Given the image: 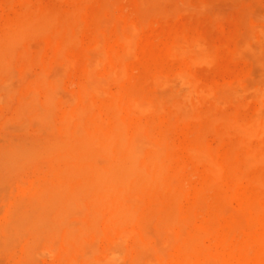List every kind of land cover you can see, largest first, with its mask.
Listing matches in <instances>:
<instances>
[{"label":"rangeland","instance_id":"374dc122","mask_svg":"<svg viewBox=\"0 0 264 264\" xmlns=\"http://www.w3.org/2000/svg\"><path fill=\"white\" fill-rule=\"evenodd\" d=\"M48 14L51 16V19L56 16V22H51V25H49V23L48 26L46 25L47 28L45 27L46 29L44 28L43 30V28L41 29V26H38V23H42L41 20L45 18L46 15L49 16ZM51 14L54 16H52ZM34 16H37L36 20L40 18L41 19L37 22H33V25L30 26L29 32L34 27V25H37L35 28H33L34 30L32 29L33 31L31 30L32 33L30 32V34L32 35L29 34V37L28 35H26V38H23L22 36L23 41L21 42V44H19L18 41V45H16L18 48L16 47L13 53L11 64L12 66L10 71V87L12 88L11 91L13 93L9 95V99H13L9 100L7 98L8 96H4V94L2 93L4 92V90L2 88V91L0 87V93L3 94H0L2 96V98H0V102H2L0 103V264H60V258H64L65 260V257H68L66 261L69 260V257H71L75 252L74 244L71 245L74 249L72 247L70 248L68 254L71 255L69 256L68 254L63 255L61 253H56V255L53 253L47 254L43 251L45 254L44 256L41 249L45 251L47 249L40 247L41 249L36 250L39 245L38 243L40 242L38 241L39 238L36 235L38 233H41V231H45V234L42 232V235H45L46 237L42 236L41 234L39 235V240H45H42L43 244L41 241L40 245L42 246L47 243L46 241L54 240L55 237H57V234H59L60 237L62 236L61 240L59 237V240L55 239L54 241H51L55 242L57 247H59L60 242L63 241V235L65 232L64 227H60L61 223H67L70 220L71 221L67 224L74 225V223H76L75 227H81L78 223H80L79 221H81V223L83 224L84 221L83 227L86 228L85 236L89 235L88 238L85 237V240H88V242H90L89 240H93V238L95 237L93 234H96L97 236L99 231L102 230V232H100L99 234L103 233V235L101 234L100 237H95V241L93 240L91 242L95 243L96 239H98L97 245L98 247L103 249L109 246L112 241L114 232L117 230V228H115L116 219H114V217L112 216V212L106 205L105 207H100V216H89V214H87L90 211V215L93 214L92 210L94 211V208L95 211L99 210L98 205H96V207H93L94 204L99 203V200L96 198H101L99 194L95 195L97 201L90 202L87 200V204L85 203L84 207L86 209L83 210V213L80 212L81 217L79 216V213L71 214L74 215V217H70L69 215L70 220H68L67 222H65L63 219H61V222L58 217L56 218L57 220L52 219V217L58 214V211L60 209L57 204L49 202L47 203V205L45 204V206L43 202L41 203V199L37 198V200L34 197L35 193H37L38 190H42L43 187H49L52 185L51 182L54 179V174L57 169L65 165L72 166L75 164L74 162L68 161H66L67 164H65V152L61 154L59 153V151L61 152L62 150H55L48 155L38 156L32 154L26 157L24 155L15 154V152H12L13 150L20 148L21 146H24L30 149L31 152H33V148H35V146L39 142H44L48 138V135L46 133L47 130H43V128L40 126L41 123L39 122V120L29 119V122H24L25 120L20 121L17 118L18 110L20 109L21 104H25L26 102H28L30 100L28 98H35L37 104H40L38 107H43L44 102L46 101L43 100L48 98V95H55V97L58 96L56 100L53 97V113L55 111L57 112L54 113L55 122L61 119L59 118V116H57L58 114L61 117L65 115L73 118L78 117L79 109L86 107L89 100L91 101V109L94 110H91V112L93 113L88 111L86 113L87 116L84 113V121H90L92 115L94 114H96L97 118L100 120L109 121V112L106 109H104L103 111V108H100L102 107L100 99H96V97L94 96H91L89 98L83 97V99H81V94L83 91L80 90L82 89V86H79V83L83 84L84 82V79L82 80V75L77 70H74L73 68L71 69V67L65 69L66 66L62 65L63 59H66L69 56L72 61L74 53L75 59L77 58L76 56L81 53L80 51L82 48H90L88 41H90L89 39H91V34L94 32L96 27L98 28V30H96L97 32L100 30L98 32V35L101 34L99 37H101L100 39L102 47H106L104 48L106 51L109 48V52L115 51L121 55H125L122 53L124 52L126 46H120V44H122V41L119 37V34H121L122 30H126L128 26L136 27V29L134 28V32L138 30L136 34L134 33L133 35V44L130 45V48H133L134 51L130 49V52L132 51V53H129V47H127L126 49H128V52L126 53L125 51V53L128 56L130 54V57L127 56L128 58L126 57L124 60V57L122 56V60H124V64L126 65L124 66L125 68H127L126 73L128 72L126 75L127 78H125V81L122 82L123 85H121V88H123V86L125 87L124 90L129 91L134 89L141 93L156 94L164 97L169 95L175 86V91L179 90L178 92H180L181 86L179 85V83H177V81L172 80L177 70H185L188 74L190 72V75H193L192 77H194V79H196V81L200 83V86L204 88L205 86H208L207 89L211 88L215 90L211 91L213 92L212 94L214 96L210 94L211 92H208V94L205 93L207 96L210 94L208 96V99L206 98L207 96H204L205 94L195 96L194 100L198 98L196 100V103H199H197V105L195 103V105L192 106L188 110V112H184V114L181 111L179 112L173 109L171 105L169 107V105H166L167 103H162L160 109L156 110L157 113H155L154 111V113L150 112L148 114L146 113L141 115L131 110V108L128 106V99L125 96L126 94L124 93L125 95L123 98L124 103L122 105V112L124 116H127V121L129 123H139L144 128L151 129L156 133L164 132L168 138L169 144L171 143V146L173 144L175 145L172 146L169 157L167 158V168L169 173L174 174L180 181V195L176 203L174 202L173 204H171V202H164V204H171L173 208L175 207L174 210L176 212V217L178 216L179 221H181V223L183 224L182 228H186L184 231L187 230L189 234V232L193 228L203 230L202 238L205 245L220 254H227V252H229V249H231L230 247H232L233 244L237 242V240L240 241L244 238L243 234L247 233L246 230L248 229V227H246L247 222L253 218V213L251 211H248L247 209V211L245 210V212H248V214L249 212H251L249 214V217L244 214L245 212L243 210L244 206L242 202L246 200L254 191L252 185L247 180L248 178H246L250 176L251 172L254 169H252V167L249 168V170H251L244 173L247 176L244 175V177L242 175L243 178H238L239 181L238 179H233L232 177L226 176L222 177L219 180L218 183H220V187L218 183L208 184L210 182L207 179L208 175L206 173V170L204 169L203 164H199L200 162L195 159V162L193 161L192 156L188 155L190 153L188 152L187 154L186 152V146L191 139L198 137L202 140L204 139V143H206L210 148L214 149L215 155L218 159L225 158L230 161L236 160L241 156L242 153L240 147L241 139L237 135L235 128L233 129L231 125L229 126L227 124L234 119V121H238L241 119H255L256 116L264 118V101L257 97L255 93L257 92L258 88L260 89V91L264 89V36L262 37V35H264V0H0V36H2L3 33L5 35L8 30L12 32V30L14 29L13 27H15L16 25L17 28L23 21L30 22L32 21L31 18H34L35 20ZM40 16H42L43 18ZM95 17L96 19L99 18L98 20H101L103 24H96V22L94 21L96 20ZM25 18L27 19L25 20ZM28 19L31 20L29 21ZM55 19L52 20L55 21ZM108 22H110V24ZM129 22L131 24H129ZM51 26L56 29L55 34L54 29L52 30ZM99 26L101 27V29H99ZM49 30L52 32V34ZM58 30L60 31L58 32ZM72 33L74 34L72 35ZM176 34H179V36L177 37ZM182 34L184 37H182ZM175 36L178 40L180 39L181 41H189L191 39H195L196 41L200 42L202 46H208L206 49H211L210 52L212 53V58L209 60L212 61L211 65H209L208 62H198V64L190 61V59H188L187 57L184 58L182 56L184 58L183 59L180 57V55L177 56V53L171 51L172 47L170 48ZM62 37H68V40L71 39V43L68 40L63 39ZM2 38L3 37H1L0 39ZM245 38L250 43V48H243L244 42L247 41ZM75 44L78 45L76 46ZM237 47H239L240 49H238ZM236 50H238V54L236 53ZM92 51L93 50H91V52ZM168 52L170 53V55L168 54ZM171 52H173L174 54ZM133 53L136 54L134 55ZM57 55H59V57H56ZM236 55H238V57H236ZM62 56L65 58H63ZM79 59H75L76 61L73 62L74 65L76 64V68L80 66L81 61ZM155 74H157V77H154L156 76ZM5 75L6 73L0 71V79ZM161 76L167 77L169 80H171L174 86L172 87L171 84L168 86L165 85V87L159 86L156 82H154L156 80L152 81V79H157ZM38 79H41V81H43L42 79H44V84L41 85L42 82ZM238 79H240L241 81ZM33 82H36L38 84ZM31 83L34 84L31 85L32 87L30 86ZM204 83H206L207 85ZM107 84L108 90H110L111 92L118 91L120 88L118 85L111 82H108ZM247 85L250 87L246 88L248 87ZM244 87L245 89H242ZM253 87L256 88L254 93ZM249 89L252 91V93H250L251 91ZM50 90L52 91V93L50 92ZM28 92L30 94H35L30 95ZM262 93L264 94V91ZM28 94L31 97H29ZM218 94H220L221 96ZM225 94H230V96L228 95L227 97ZM76 95H80L79 97H77L79 98L78 101L76 99ZM200 96L205 98H199ZM223 97L228 98L229 102L228 100L225 101ZM75 100L77 102H74ZM83 100L86 102H83ZM202 100L205 101L202 102ZM206 100L208 101L206 102ZM260 100L263 102V104ZM72 103L75 104L73 105ZM94 103L96 105H93ZM195 106L196 109H198L197 111L199 112L195 111ZM161 108H163V112L165 111L164 113L162 112ZM174 110L179 113H175ZM259 113L261 115H259ZM203 114H205V117H203ZM208 116L213 117V119H209ZM197 118L200 119L195 120ZM228 118L230 119L229 121L227 120ZM223 120H225L226 122L224 123ZM36 123L37 125H34ZM21 128L23 130H21ZM232 130H234L235 132ZM251 139L253 140H247H249V143H252V146H254L257 141L255 138ZM246 142L248 143V141ZM250 144L249 146H251ZM183 145H185V147ZM184 148L186 151L184 150ZM63 162L65 165L63 164ZM178 169H180L179 173H177ZM255 169L262 170L264 169V167L258 166L255 167ZM244 178L246 180H244ZM184 181L187 185L184 184ZM220 181H223L222 187ZM205 185H210L211 187L216 186V188H214L216 190L212 188V190L209 191L208 189L210 187L207 189ZM203 186L205 187L202 188ZM4 188H7L6 192L3 191ZM200 188L201 190L205 191H199ZM217 188H220L221 190H218ZM225 188L227 190V193L225 192ZM232 188L234 190H232ZM235 189L239 191L236 192ZM240 190L241 192L244 191L242 193L243 196L242 194H240L241 196L237 194L238 192H240ZM206 191L209 192L206 193ZM220 191H222V194ZM217 193H220L223 196L224 202H227L224 208L221 210V212L224 210L223 213H220L214 205V195H216ZM211 194L213 197H211ZM199 195H201V199L199 198ZM238 196L240 200L237 199ZM148 197H145L147 199H144V203L150 204L151 202L150 205L157 208L158 204H160L161 201H159V199L156 201H152V199H149ZM180 197L182 198V200ZM202 199L203 201L201 202ZM33 200H35L34 202L36 203H34ZM109 201H114V198L113 200H108V202ZM196 201L200 203H197ZM234 208L236 209V212L234 211ZM87 209H90L89 212ZM226 209L229 210L226 211ZM232 209L234 212H232ZM241 209L242 211H240ZM191 210L192 212H190ZM229 211H231L232 214ZM30 213L32 214L30 215ZM189 213H192L191 217H189ZM261 213L258 215V218H262L264 220V212L262 214ZM237 214L239 215V217L236 216ZM211 216L212 218H210ZM246 216L248 218H252L249 220L248 218H246ZM49 217L51 218L49 219ZM213 217H215L216 220ZM39 218L42 219L40 220ZM64 219L66 220L67 218ZM246 219H248V221ZM45 220H50L53 222H51L50 224V222L47 223L48 221L45 222ZM95 220H97V222ZM223 220H225V222ZM228 220L231 221L229 222L231 224L227 225ZM40 221H44V223H47L48 226L46 227H49V229L46 228L45 230V228H42L43 224H41ZM38 224L42 227H37ZM232 224H235L236 226H233ZM225 225H227V228H225L226 230H224ZM231 225L233 226L232 229H230ZM104 226H108V228H104ZM208 226L212 227L210 231L207 230ZM256 226L257 227H254V230L256 232L264 231V227L262 226V223H259V220ZM56 227H58V229L60 227V230L62 228L63 232H55L54 229ZM125 227L127 229L132 228L131 230L134 233L136 232L137 234L141 232L140 227L136 228L129 222L125 223ZM237 227L240 229H238ZM243 227H246L247 229L245 228L244 231ZM39 228L42 229L40 230V232ZM99 228L102 229L99 230ZM145 228L147 236L151 239V241L153 240L152 243L154 245H156V243H159V246H157V248L160 249L163 253L165 252L166 256L170 255L166 253L170 251L174 252V250L171 249L174 248L173 241H171L167 245H164L163 243L158 241L159 235L157 227L151 225V227ZM174 228H172L174 231L171 229L172 235L170 234V236H172V239L173 235L176 236L181 234L184 236L185 232L182 231L179 233L180 230L176 227ZM236 228L237 230L233 231ZM155 231L156 233H154ZM172 231L174 234L172 233ZM229 231L231 232L229 233ZM211 232H213V236ZM223 233L227 235L230 234V236L227 237L228 240L225 242V244H223V242L221 241V234ZM235 234L236 236H234ZM90 235L92 239H90ZM238 235L239 237L242 235L243 236L242 238L238 237L239 239H237ZM50 236L53 238H51ZM185 236H187V233L185 234ZM32 237L35 239H33ZM47 237L49 238V240ZM56 240H58L59 243H57ZM104 241L105 243H103ZM128 244L131 245V242L129 241ZM160 244H162L163 246H161ZM169 245L170 247H167ZM160 246L162 247V249L160 248ZM226 247L228 248V250ZM172 252L170 253L172 254ZM49 254L51 256H49ZM66 261L64 262L65 264L68 263H66Z\"/></svg>","mask_w":264,"mask_h":264},{"label":"bare ground","instance_id":"6f19581e","mask_svg":"<svg viewBox=\"0 0 264 264\" xmlns=\"http://www.w3.org/2000/svg\"><path fill=\"white\" fill-rule=\"evenodd\" d=\"M52 16H54V15H52ZM36 17H35V20H34V18H31L32 21H30L31 19L30 20L28 19L30 22L23 21L21 24L18 23L19 26L16 28V25H15V27H13L14 29L12 30V32L8 30V32H10V33L6 32V34L8 33L7 35L6 34L4 35V33H3L2 36H0V38L3 37L2 39H0V71L6 73V75L0 79V87H1V90L3 88L4 92H2V93L4 94V96H8L7 97L8 99H9V95H11L13 93L11 91L12 88L10 87V85H11V83H10V79H11L10 71H11V66H12L11 64H12V59H13V53L17 47L16 45H18L17 44L18 41H19V44H21V42L23 41L22 36H23V38H26L27 37L26 35H28V37L30 35H32V34H30V32L37 25L36 26L34 25V27L29 32L30 26L33 25V22H37L38 20L41 19L40 18V19L36 20ZM40 17H42V16H40ZM47 17H48V19H47ZM50 17H51L50 15L49 16L46 15L45 18L42 17L44 20L42 19L41 20L42 23H38V26L39 27L41 26V29L43 28V30H44L45 27L47 28L49 23H50L49 25H51V22L52 23L56 22V19H55L56 16L54 18H52V19H55V21H53ZM112 17H114V16H112ZM26 19L27 18H25V20ZM95 19H96V17H95ZM98 19L99 18L94 20L96 22V24L102 23L101 20H98ZM50 20H52V21H50ZM108 23L110 24V22H108ZM129 24H131V23L129 22ZM43 25H45V26H43ZM57 25H58V23H57ZM132 25H133V23H132ZM118 26H120V25H118ZM134 28L136 29V27L128 26V28L124 31L121 29L122 32H121V34H119L120 35L119 37L122 41V44H120V46L123 45V46H126V48L129 47V53H132V51H134L133 48H130V45L133 44L132 43L133 35H134V33L136 34V32L138 31L137 30L136 32H134V30H135ZM53 29L54 28L52 27V30ZM57 29H58V27H57ZM99 29H101L100 26H99ZM55 30L56 29H54V34H55ZM96 30H98L97 27L94 30V32L91 34V39H89L90 41H88L90 48L89 49L82 48L83 50L81 49V51H80L81 53H79V55L76 56L77 58H75V59L80 58L79 60L81 61V62L79 61L80 66L79 67L77 66L78 68H76V64L75 65L73 64V62L76 61L74 59L75 53L73 54L74 60L72 59V61H71V58L68 55H66V56H68L67 57L68 59L67 58L63 59V64L62 63L61 64L66 66L65 69H67L68 67L69 68L71 67V69L73 68L74 70H77L82 75V77H83L82 80L84 79V82H83V84L79 83V86H82V89H80V90L83 91L82 94L80 93L81 97H82L81 99H83V97L89 98L91 96L96 97V99H100L101 106H102L100 108H103V111H104V109H106L109 112V116H110L109 121H103V120L98 119L96 114L92 115V118L90 121H84V113L86 114L88 111L91 112V110H94V109H91V104H90L91 101L89 100L88 105L86 107L79 109V111H78L79 116L78 117L73 118V117H70L67 115L61 117L58 114L57 116H59V118H61V119L59 121L55 122L54 121V113L56 111L53 113V100L54 99L56 100V98H58V96L55 97V95L54 96L48 95V98L43 100V101L46 100L44 102L43 107L42 106L38 107L40 104L39 105L37 104V101L35 98H32V99L28 98V99H30L28 102L25 101L26 102L25 104L24 103L21 104L20 109L18 110L17 118L20 121L25 120L24 122H29V119L39 120V122L41 123L40 126L43 128V130H47V132L46 131L45 132L47 133L48 138L44 142H39L37 145L35 144L36 146H35V148H33V152H31L30 149H28L24 146L23 147L21 146L22 148L20 147L16 150H13L12 152H15V154L24 155L25 157L32 155V154H35L38 156L48 155L55 150H62L61 152L59 151V153H61V154H63L65 152L64 153V161L65 162L66 161L74 162L75 164L72 166L71 165L69 166V165H65V164H67V162L65 164L63 162V164L65 166L56 170V172L54 174V179L51 182L52 185L49 187H43L42 190L41 189L38 190L39 189L38 188L37 189L38 192L35 193L34 197L36 199L37 198L41 199V203L43 202L44 205L45 204L47 205V203H49V202H53V204H57L60 207L58 214H57L58 216L56 215V216L52 217V219L55 220L58 217L60 220L63 219L65 222L70 220V217H72V216L74 217V215H71V214H78L79 213V216H80V212L83 213V210L86 209L84 207H85V203L87 202V200L90 202H92V201L95 202V201H97L96 200V198H97L99 200V203L94 204L93 207L94 206L96 207V205H98L99 210H100V207H102V206L105 207V205L107 207H109L110 211L112 212V216L114 217V219H116V223H115L116 227L115 228H117V230L114 232L111 243L108 242V243H110L109 246L108 247L106 246L107 248L103 249V248L98 247V245H97L98 239H96V242H95L96 244L94 242H91L95 239V237L97 238V236L100 237L101 234L103 235V233L99 234L100 232H102V230H101L102 228L101 229L99 228V230H101V231L98 230L99 231L98 235L96 236V234H93L95 237L93 238V240H89L90 242H88V240L87 241L85 240V237L88 238L89 235L85 236L86 235V228L83 227L84 221H83V224L81 223V221H79L80 223H78V224L81 227H75L76 223H74V225L73 224H67L71 221L70 220L67 223H61L60 227H64L65 232L63 235L64 236L63 241L60 242L59 247H57L55 242H51V241H54L55 239L59 240V237H60L59 234H57L58 238L55 237V239L51 240V241L49 240V238H48L49 235H48L47 238L49 241H46L47 243L41 246L40 243L42 240H44V239H42L44 237L41 238L42 240H39L40 239L39 235L40 234L42 235V232H43V231H41V233H38L36 235L39 238L38 241H40L38 243L39 244L38 248H36V246H35L36 250L41 249L40 247L47 249L46 251L41 249L44 256H45L44 252L47 254L53 253L56 255V253H61L63 255H65V254L67 255L69 253L70 248L72 247L71 245L74 244L75 249L72 247L75 250L74 254L71 257H69V260H67V261H66V259L68 257H65V260H64V258L63 259L60 258V260H61L60 264H65L64 263L65 261H66V263L68 262L67 264H264V231L256 232L254 230V227H257L256 225L258 224V220H259V223H262V226L264 227V220L262 218H258V215L264 210V169H262V170H256L255 169V167H258V166L264 167V118L256 116L257 118L255 117V119L253 117H249V118H253V119H243V120L241 119L238 121L237 120L234 121L235 119L234 120L232 119L233 121H231L227 124L229 126L231 125V127L233 129L235 128L237 135L241 139L240 140V147H241L242 153H241V156L236 160L230 161V160H227L225 158H223V159L219 158L218 159L215 155L214 149L210 148L206 143H204V139L202 140L198 137L191 139L189 141V143H187V146H186L187 151L184 148V150L187 152V154H188V152L190 153L188 155L192 156L193 161L195 159V160L200 162L199 164H201V163L203 164L204 169L206 170V173L208 175L207 179L210 182L208 184L218 183L222 177H226V176L232 177L233 179L243 178L242 175L243 176L246 175L244 173L251 170V169L249 170V168L252 167V169H254L251 172L250 176L246 177V178H248L247 180L252 185L254 191L252 194L249 195V197L246 200H244L242 202V204L245 208V209L243 208L244 212L247 209L248 211H251L253 213V218L252 217L248 218L249 214L251 212H249V214H248V212L244 213L248 216V217L246 216V218H248L249 220L252 218L250 221H248V219H246L248 221L247 226H246V227H248V229L245 227L247 229L246 230L247 233L243 234L244 235L243 239H241L240 241L237 240V242L234 243L233 246L231 245L232 247H230L231 249H229V252H227V254H225V255L220 254V253L208 248L205 245L203 238H202L203 230L193 228L189 232V234H188L187 230L184 231L186 228H184V229L182 228L183 224L181 223V221H179L178 216L176 217V212L174 210L175 207L173 208L171 206V204H173L174 202L176 203V201L180 195V185H179L180 181H179V179H177V177L174 174L169 173L168 168H167V158L169 157V153H170L172 146H175V145L173 144L171 146L170 145L171 143L169 144L168 138L164 132H157L156 133V132L152 131L151 129L144 128L139 123H136V122L129 123L127 121V116H124L123 112H122V105L124 103L123 98H124L125 94H126L125 96L128 99V106L131 108V110L135 111L136 113H139L141 115L146 114V113L148 114L150 112L154 113V111H155V113H157L156 110L160 109V107L162 106V103H167L166 105H169V107L171 105L173 107V109H175L179 112L181 111L184 114V112H188V110L192 106L195 105L196 100L198 99L197 98L196 100H194L195 96H198L201 94L204 95L205 93L208 94V92L210 93L212 90L213 91H215V90L211 89V88L207 89L208 86H205V88L200 86L199 85L200 83H198L196 81V79H194V77H192L193 75L191 76L190 72L188 74L185 70H179V71L177 70V72H175V74H174V77L172 78V80H175V81H177V83H179V85L181 86L180 90L182 92L181 91L178 92L179 90L175 91V86L172 84L173 82H171V80H169L167 77H162V76L160 78L158 77L157 79H152V81L156 80L154 82H156L159 86L165 87V85L168 86L170 84L172 87L174 86L171 93L167 96L161 97V95L159 96L156 94H145V93H141V92L134 90V89L129 90V91L124 90L125 87L123 86V88H121V85H123L122 82L125 81V78H127L126 75L128 73V72L126 73L127 68H125L126 65L124 64V60L128 56L126 54L128 52V49H126V48L124 49V52L122 54H125V55H121L115 51L109 52V50H110L109 48L106 51L104 49L106 47H104V48L102 47V43H101V39H100L101 37H99L101 34L98 35V32L100 30L98 32ZM59 31L60 30H58V32ZM260 31H259V33H260ZM51 34H52V32H51ZM73 34L74 33H72V35ZM176 35H177V37L179 36V34H176ZM64 36H66V35H64ZM263 36L264 35H262V37ZM73 37H75V36H73ZM182 37H184L183 34H182ZM134 38H135V36H134ZM175 38H176V36H175ZM175 38H173L174 40H173V43L171 44L170 48L172 47L171 51L177 53V56L180 55L181 58L187 57L188 59H190V61H193L195 63H198V62L206 63V62H208V64L211 65L212 61H209V60L212 58V53L210 52V50H211L210 48H209L210 50L206 49L208 46H206V47L202 46L200 44V42L196 41L195 39H191L189 41H187V40L184 41L182 39L183 41H181L180 39L178 40L177 38L176 39ZM201 38H203V37H201ZM240 38H241V36H240ZM63 39L68 40V37H65ZM70 40L71 39H69L68 41L71 43ZM243 40H244V37H243ZM254 42H255V40H254ZM118 43H120V42H118ZM75 45L77 46L78 44H75ZM236 46H237V44H236ZM254 46H256V45H254ZM250 47H251V45L248 42V40L245 41L243 48H250ZM237 48L240 49L239 47H237ZM130 49L132 50L131 52H130ZM91 50H93V51L91 52ZM252 50H253V48H252ZM125 51H126V53H125ZM237 51L238 50H236V53H237ZM173 52H171V53H173ZM168 54L170 55L169 52H168ZM122 56L124 57V60H122ZM131 56H132V54H131ZM56 57H59V55H57ZM128 57H130V54ZM236 57H238V55H236ZM239 57H241V56H239ZM63 58H65V57H63ZM131 59H133V58H131ZM77 64H79V63H77ZM59 67H61V66H59ZM52 71H53V69H52ZM155 75L156 76H154V77H157V74H155ZM27 76H28V74H27ZM41 78H42V76H41ZM44 79H42V80L44 81ZM38 80L41 81V79H38ZM238 80H240V79H238ZM43 81H41L42 82L41 85L44 84ZM46 81H47V79H46ZM25 82H26V80H25ZM108 82L109 83L111 82V83L118 85L120 87L119 90L115 91V92L114 91L111 92L110 90H108V84H107ZM33 83H36V82H33ZM36 84H38V83H36ZM204 84H206V83H204ZM31 85H34V84L31 83L30 86ZM230 85H229V87H230ZM232 85H234V84H232ZM237 85H238V83H237ZM71 86H72V84H71ZM249 87L250 86H248L246 88H249ZM231 89H232V86H231ZM242 89H245V87ZM253 89H254L253 90V93H254L256 88L253 87ZM225 91H226V89H225ZM263 91H264V89L260 91V89L258 88L257 92H255V93H256L257 97H259L261 100L264 101V94L262 93ZM50 92L52 93L51 90H50ZM2 93H0V94H2ZM73 93H71V94H73ZM212 93L213 92H211L210 94H212ZM250 93H252V91ZM29 94H28V96L31 97L30 95H34L35 93H33V94L31 93L30 95ZM42 94H44V93H42ZM206 94L204 96H207ZM221 94H223V93H221ZM61 95H63V94H61ZM218 95H220V94H218ZM228 95L230 96V94H228ZM228 95H226V96L228 97ZM252 95H254V94H252ZM13 96H14V94H13ZM79 96L76 95L77 101L79 99L77 97H79ZM208 96L206 97L207 99H208ZM239 96H240V94H239ZM53 97H54V99H53ZM201 97L202 96H200L199 98H201ZM0 98H2V96ZM88 98H87V101H88ZM202 98L204 99L205 97H202ZM223 98L225 99V101L228 100V98H225V97H223ZM11 99H13V98H10L9 100H11ZM77 101L75 100L74 102H77ZM204 101L202 100V102H204ZM207 101L208 100H206V102ZM83 102H86V101L83 100ZM228 102H229V100H228ZM0 103H2V102H0ZM92 103H93V101H92ZM197 103H199V102H197ZM197 103H196V105H197ZM258 103H259V99H258ZM72 104L74 105L75 103H72ZM262 104H263V102H262ZM55 105H56V102H55ZM93 105H96V104L94 103ZM92 108H95V107H92ZM96 108H98V107H96ZM162 109L163 108H161V110ZM165 109H166V107H165ZM54 110H55V108H54ZM95 110H97V109H95ZM197 110L198 109H196V106H195V111H197ZM193 111H194V108H193ZM162 112H163V110H162ZM179 112L175 111V113H179ZM197 112H199V111H197ZM91 113H93V112H91ZM91 113H90V115H91ZM200 113H201V110H200ZM260 113H259V115H261ZM66 114H68V113H66ZM254 114H256V113H254ZM100 115H101V113H100ZM172 115H176V114H172ZM191 115H192V113H191ZM204 115L205 114H203V117H205ZM86 116H87V114H86ZM138 117H139V115H138ZM208 117H206V118H208ZM225 118H227V117H225ZM199 119L197 118L195 120H199ZM209 119H213V117H209ZM237 119H239V118H237ZM227 120L229 121L230 119L228 118ZM219 121H222V120H219ZM223 122L225 123L226 121L223 120ZM34 125H37V123ZM39 129H41V128H39ZM21 130H23V129L21 128ZM26 130H27V128H26ZM17 131H18V129H17ZM232 131H234V130H232ZM60 134H61V136H60ZM251 138H255L257 141V143L254 146H252V143L250 144L249 143L250 141L247 140V139H250L252 141L253 139H251ZM246 141H248V143ZM249 144L251 146H249ZM33 145H34V143H33ZM183 146L185 147V145H183ZM237 146H238V144H237ZM175 148H177V147H175ZM173 149H174V147H173ZM174 157H176V156H174ZM230 157H231V155H230ZM171 158H173V157H171ZM230 159H232V158H230ZM169 160H170V158H169ZM197 161H196V163H197ZM57 164H58V162H57ZM183 166H185V165H183ZM179 171H180V169L177 170V173H179ZM186 177H188V176H186ZM244 180H246V179L244 178ZM238 181H239V179H238ZM220 182H221V187H222L223 181H220ZM184 184H185V181H184ZM218 184L220 187V183H218ZM185 185H187V184H185ZM185 185H184V187H185ZM1 186H3V185H1ZM205 186L207 189L209 187L211 188V189L210 188L208 189L209 191H211L212 188L213 189L216 188V186L215 187L214 186L211 187L210 185L209 186L205 185ZM205 186H203L202 188H204ZM182 189H183V187H182ZM217 189L221 190L220 188H217ZM238 189H240V188H238ZM6 190H7V188H4L3 191L6 192ZM200 190H201V188L199 189V191ZM214 190H216V189H214ZM225 190H226V188H225ZM232 190H234V189L232 188ZM235 190H236V192L239 191L237 189H235ZM39 191H41V192H39ZM201 191L204 192L205 190L204 191L201 190ZM209 191H206V193ZM222 191H220L221 194H222ZM194 192H196V191H194ZM225 192L227 193V190ZM240 192H241V190H240ZM240 192H238L237 194L240 195L244 191H242L241 193ZM226 193H224V194H226ZM96 194H99L101 198L100 199L98 197L95 198ZM221 194L217 193L216 195H214V197H215L214 205H215L216 209L219 210L220 213H223L224 210L222 212H221V210L224 208V206L226 205L227 202H224L223 196ZM196 195H198V194H196ZM242 196H243V194H242ZM145 197L152 199V201L153 200L156 201L159 199V201H161V202H160V204H158V207L155 208L154 206L152 207L150 205L151 204L150 200H149L150 204L144 203V201L147 199ZM181 197H183V196H181ZM200 197H201V195H199V198ZM211 197H213L212 194H211ZM113 198H114V201L108 202V200H113ZM228 198H225V199H228ZM197 199H198V197H197ZM237 199L240 200L239 196L237 197ZM181 200H182V198H181ZM34 201L35 200H33V202ZM162 201H163V203H162ZM202 201H203V199L201 200V202ZM164 202H167V203L171 202V204L166 205V204H164ZM34 203H36V202H34ZM197 203H200V202H197ZM3 206H1V207H3ZM211 207H213V206H211ZM90 209H92V208H90ZM90 209H87L88 212ZM204 209H206V208H204ZM99 210L95 211V208H94V211L92 210L93 214L90 215L91 211L87 214H89V216H93V215L100 216L101 214H99V213L101 212V210L100 211ZM228 210L226 209V211H228ZM235 210L236 209L234 208V211ZM234 211L232 209V212H234ZM240 211H242V209ZM190 212H192V210ZM219 212H217V213H219ZM229 212H231V211H229ZM232 212H231V214H232ZM237 213H238V210H237ZM31 214L32 213H30V215ZM177 214H179V213H177ZM231 214H230V216H231ZM69 215H70V217H69ZM218 215H220V214H218ZM66 216H68L69 219ZM191 216H192V213H189V217H191ZM236 216L239 217L238 214ZM50 218L51 217H49V219ZM64 218H67V219L65 220ZM210 218H212V216ZM213 218H215V217H213ZM39 219L41 220L42 218H39ZM83 220H85V219H83ZM215 220H216V218H215ZM95 221L97 222V220H95ZM209 221H210V219H209ZM223 221L225 222V220H223ZM45 222H47V223L50 222V224H51V222H53V221L45 220ZM61 222H62V220H61ZM128 222L132 226H135L136 228L140 227L141 232L137 234L136 232L134 233L131 230L132 228L130 229L128 227L129 229H127L125 227V223H128ZM229 222H231V221L228 220L227 225L231 224ZM40 223L43 224L42 225L43 227L39 225ZM40 223L38 224L37 227L45 228V230H46V228L49 229V227H46V226H48L47 223H44V221H40ZM196 223H198V222H196ZM255 223H257V224H255ZM54 224H56V223H54ZM151 225H154V227H157L158 235H159L158 241H160L164 245H167L171 241H173L174 248H171V249H173L174 252L170 251V248H169V251L172 252V254L170 252H168L166 254H170V255L166 256L165 252L163 253L160 249L157 248V246H159L158 245L159 243L158 244L156 243V245H154L152 243L153 240L151 241V239L147 236L146 228H145V227H151ZM227 225H225L224 230H226L225 228H227ZM232 225L234 226L235 224H232ZM232 225H231L230 229H232V227H233ZM243 225H246V224H243ZM108 226H104V228H108ZM60 227H59V229H58V227H56L54 229L55 232H59V233L63 232L62 231L63 229L61 228V230H60ZM174 227H176L180 230L179 233L182 231L185 232L184 236L181 234L176 235V236L173 235V239H172V236H170V234H171V229ZM40 228H39V232H40V230H42ZM211 228L212 227L208 226L207 230L210 231ZM237 228L233 231H236ZM245 228H244V231H245ZM152 229H153V227H152ZM238 229H240V228H238ZM154 230H156V229H154ZM174 230H175V228H174ZM173 231H172V233H173ZM233 231H232V233H233ZM19 232H20V230H19ZM95 232H96V230H95ZM213 232H211V234ZM230 232L231 231H229V233ZM154 233H156V231ZM186 233H187V236H185ZM33 234H35V233H33ZM207 235H208V233H207ZM42 236H45V235H42ZM212 236H213V234H212ZM229 236H230V234L229 235H227L225 233L221 234V241L223 242V244H225V242L228 240L227 237H229ZM234 236H236V234ZM242 236L239 237V235H238L237 239L242 238ZM61 237H60V240H61ZM205 237H207V236H205ZM219 237H217V238H219ZM51 238H53V237H51ZM33 239H35V238H33ZM90 239H92L91 235H90ZM210 239H211V237H210ZM58 240H56L57 243H59ZM213 240H212V242H213ZM129 241L131 242V245L128 244ZM156 242H157V240H156ZM103 243H105V241ZM42 244H43V241H42ZM160 245L163 246L162 244H160ZM161 246H160V248L162 249ZM173 246H171V247H173ZM167 247H170V245ZM163 250H165V249H163ZM227 250H228V248H227ZM50 254H49V256H51ZM69 255H71V254H68V256ZM151 255L152 256L155 255V256H153L154 258Z\"/></svg>","mask_w":264,"mask_h":264}]
</instances>
